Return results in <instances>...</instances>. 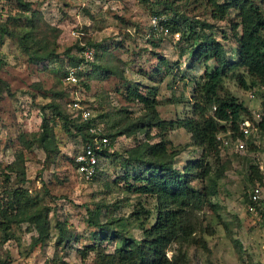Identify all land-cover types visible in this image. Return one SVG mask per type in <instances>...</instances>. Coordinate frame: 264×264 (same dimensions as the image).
<instances>
[{
	"label": "rangeland",
	"instance_id": "rangeland-1",
	"mask_svg": "<svg viewBox=\"0 0 264 264\" xmlns=\"http://www.w3.org/2000/svg\"><path fill=\"white\" fill-rule=\"evenodd\" d=\"M233 2L0 0V28L10 32L0 36V264H117L120 257H136L143 229L155 223L156 200L133 192L143 165L127 159L146 144L158 145L156 157L172 156L180 170L194 160L210 167L191 181L202 193L212 184L213 192L200 208L188 210L194 233L171 243L165 254L172 264H264V222L247 211L253 186L264 193V132L258 127L264 86L242 88L239 79L249 85L251 78L237 67L217 90V97L233 96L246 108L238 128L248 122L251 133L242 138V151L232 140L217 154L205 152L185 129L154 125L191 115L197 87L217 65L205 59L213 39L228 61H238L242 30ZM158 13L170 18L179 38L163 34ZM189 27L197 37L187 35ZM92 43L102 47L88 63L76 64ZM70 67L80 73L75 86L63 81ZM136 94L155 99V113L132 100ZM53 106L68 118L70 131ZM82 111L115 135L90 179L73 164L84 142L77 123ZM127 127L134 132L118 133ZM42 131L46 149L39 142ZM219 135L228 139L231 132ZM46 212L49 236L41 243L28 220ZM127 239L133 241L125 244Z\"/></svg>",
	"mask_w": 264,
	"mask_h": 264
},
{
	"label": "trees",
	"instance_id": "trees-1",
	"mask_svg": "<svg viewBox=\"0 0 264 264\" xmlns=\"http://www.w3.org/2000/svg\"><path fill=\"white\" fill-rule=\"evenodd\" d=\"M230 7L238 9V15L240 17V23L238 25L241 26L242 30V34L237 40L238 61L235 63L228 61L221 45L213 39L212 50L205 53V59H214L217 65L211 73L206 74V81L197 87L198 92L193 96L194 103L192 104L191 115L183 120L170 121L169 123L157 121L154 124L159 128L163 125H168L171 129H185L190 133L193 144L201 147L205 152H215L216 154L218 153V149L224 148L220 146L221 143L217 140L219 133L230 130L231 140L243 137L239 131L238 123L240 122V116L246 112V108L235 97H217V90L225 75L237 67H242L251 78L249 85L243 79H239L242 88L247 89L258 83L264 86V35H262V31H264V0H262L261 5H255L249 0H236V2L231 3ZM154 15L158 17L161 25L163 24V26L169 29L171 34L175 33L172 31L169 17L161 16L160 13ZM192 29V27H189L187 35L197 37L196 34L192 33ZM9 33L6 28H0V36ZM90 46L94 47L96 51L101 45L92 43ZM203 51L205 50L202 49V53ZM82 62L88 63L83 59H77L76 64ZM79 76L80 73L78 72ZM132 100L144 103L146 108L151 107L152 112L155 113V99L150 101L148 97L136 94V96H132ZM209 110L212 111L211 114H209ZM53 113L61 117L63 126L67 131H70L67 129L68 118L62 115L57 106H53ZM77 123L78 132L84 141L83 143L90 142L92 136L88 129L93 124L95 125V122L89 118L86 121L79 120ZM225 123H230L231 127L227 129L226 126L222 125ZM47 125V120L43 119L42 129L46 130ZM258 127L264 132V116L259 121ZM45 132L42 131L39 141L40 146L44 149L47 148V140H49ZM133 132L130 127H127L118 133L124 135ZM104 134L109 138L111 145L113 143L111 138H115V135L112 137L107 132H104ZM157 146L150 147L146 144L143 147H139L140 153L131 152V155L127 159L128 161L143 165V170L139 171V175L134 178L138 186L135 188L130 187V189L133 188V192L139 195L155 198L156 220L154 225L149 229H143L145 239L139 244V254L136 257L133 254L120 257L117 260V264H172V261L165 254L171 243L177 238L187 240L194 233V225L187 223L188 210L200 208L205 202V196L213 192L212 184L209 186L208 193H202L199 187L191 184L192 179H201L210 172V167L207 165V168L203 166L202 160L188 162L183 167V170H180L175 166L172 156L169 159H158L156 157L153 149ZM108 152V148L100 151L96 173L92 178L96 177L101 164L100 160ZM196 170L198 171L194 173ZM210 182L215 183L214 179L210 180ZM40 214L33 213L28 221L36 225L39 233L37 241L43 243L49 236L48 214L47 212L45 215ZM90 224L96 225L92 221H90ZM129 241L133 240L131 239ZM129 241L127 239L125 244ZM234 242L238 249H241L239 242ZM129 251L131 250L129 249Z\"/></svg>",
	"mask_w": 264,
	"mask_h": 264
},
{
	"label": "built area",
	"instance_id": "built-area-1",
	"mask_svg": "<svg viewBox=\"0 0 264 264\" xmlns=\"http://www.w3.org/2000/svg\"><path fill=\"white\" fill-rule=\"evenodd\" d=\"M154 18L156 21H158V24H160V20L158 19V17L154 16ZM161 31L164 35L170 33L169 29L166 27H162ZM172 35L177 36L178 38L180 36L179 32H175ZM95 52L96 51L94 47L84 48L82 59L85 62H89V60H91L95 55ZM63 81L71 86L77 85L79 83L77 68H68L66 74L64 75ZM73 108H77L79 110L78 104L74 103ZM80 117L83 121H86L89 119V113L82 111ZM88 130L92 136L91 141L83 143L81 151L75 153L73 157V164L75 165L76 171L86 179H90L95 175L100 151L105 148L109 149V147L111 146L109 138L105 136L103 130H101L97 125L93 124ZM239 131L243 136L242 138H247L248 136H250L251 132L249 123H243V125L239 128ZM242 138L238 137L233 140V142L235 141L234 143H237L235 145L236 151L244 150V140ZM217 140L220 141V146L223 147H227L229 145V142H232L230 138L224 139L219 134L217 136ZM247 211L251 214H254L256 217H258V219L264 222V193L262 187L259 184H256L249 193V203L247 204Z\"/></svg>",
	"mask_w": 264,
	"mask_h": 264
}]
</instances>
